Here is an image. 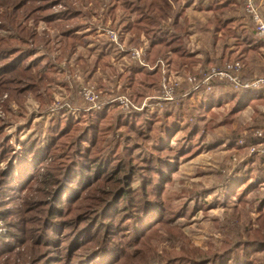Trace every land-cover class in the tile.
Here are the masks:
<instances>
[{
  "label": "trees",
  "instance_id": "1",
  "mask_svg": "<svg viewBox=\"0 0 264 264\" xmlns=\"http://www.w3.org/2000/svg\"><path fill=\"white\" fill-rule=\"evenodd\" d=\"M61 1L65 2V8L52 12L53 6ZM105 1L15 0L12 9L21 12V18L42 19L50 27H56L64 53L70 54L76 46L83 44V37L88 36L78 33L82 26L80 22L95 16L99 2ZM192 2L204 14L196 21L195 33L209 40L211 47L220 43L225 52L220 59H215L214 53L209 55L206 51L202 52L201 59H196L195 53L191 54L185 49V36L189 34L187 9ZM89 3H92V7L88 6ZM76 4L78 8H75ZM231 5L230 0H108L102 16L104 21L108 18L115 22L117 11H121L117 26L121 25L123 34L148 37L147 62L153 65L156 61H162L172 71L191 70L197 64L206 68L210 64L231 59L244 62L246 58H258V62L264 63V56L260 54L264 41L247 28L237 25ZM131 14H135V17L131 18ZM11 28L15 36L0 37V92L18 98L37 88L33 77L28 75L27 67L32 55L27 47L28 39L34 42V35L24 30L17 19H14ZM227 41L233 49L227 47ZM90 44H93L90 51L97 53L96 63L103 69L108 68L114 47L108 41ZM85 46L88 47L89 43ZM159 77L155 69L148 71L133 64L119 74L117 80H122L123 85L133 91L134 98L140 102L146 95L141 88L155 86ZM40 84H43L41 80ZM215 85L218 83L214 82L212 90L204 93L200 103L193 106V111L199 114L190 115L192 123L188 125H182L179 112L187 107L184 104L193 99V94L180 92L174 101L166 104L159 117L143 119L141 113L121 115L111 108L106 110L109 105H104L103 110L95 115L89 113L82 121L74 120L69 113L62 111L60 119L50 121L46 138L30 140L16 153L7 142L0 145V224L3 223L6 229L5 235L0 234V260L3 254L11 250V241L17 244L24 239L21 218L27 216L29 206H40L42 199H34L39 190L47 211L46 218L40 221L41 226L36 228L38 235L35 246L49 251L46 262L55 260L59 251L56 239L48 230L56 232L55 228L60 225L71 228L69 251L92 243V249L78 256V259L67 261V264H117L121 251L115 241L122 236L123 259L126 258L129 255L126 252L168 221V213L160 196L164 185L176 172L181 156L185 154V148L173 150L171 147V143L177 142L179 132L186 131L188 127V133L182 140L189 142L193 135L199 133L197 123L203 119V112L231 103L230 114L235 115L246 106L264 103V88L246 95L244 91L216 89ZM157 122L158 126L154 127ZM120 128H124L125 135L111 134ZM109 134L112 136L110 141L107 138ZM113 136H116L115 141ZM122 137L133 139L134 144L143 148L140 165L130 156L132 148L122 149ZM147 140L151 141L149 147L143 144ZM247 177L242 175L244 180ZM133 182H136L135 187ZM35 186L41 189L37 190ZM34 191L36 193L31 195ZM89 192L103 197L90 198L76 216L64 218L65 209L80 202ZM7 201L13 204L8 209L3 208V203ZM259 203L264 205V198ZM261 206L258 207L261 211L255 219V229L245 241L228 242L217 251L206 254L197 249L187 253L183 249L170 258L160 260V264H254L257 252H264V211ZM59 219H64V223H56ZM100 233V240L94 241ZM55 234L59 236L58 232ZM72 239L80 240L75 241L79 243L78 247H73L75 243L71 245Z\"/></svg>",
  "mask_w": 264,
  "mask_h": 264
},
{
  "label": "rangeland",
  "instance_id": "2",
  "mask_svg": "<svg viewBox=\"0 0 264 264\" xmlns=\"http://www.w3.org/2000/svg\"><path fill=\"white\" fill-rule=\"evenodd\" d=\"M230 1L235 11L233 16L236 18L237 25L255 33V25L245 12L244 1ZM13 3L15 0H0V37L15 36L11 28L14 19L21 21V27L34 35V42L33 39H28L27 47L32 55L27 62V67L28 75L33 77L37 86L35 90L18 98L13 95L9 97L7 92L3 94L0 92V130L2 132L0 145L7 142L13 153L18 152L22 145L30 140L46 138L45 134L50 121L60 119L62 111L69 113L74 120L82 121L89 113L95 115L103 110L101 108L104 105H109L106 110L111 108L121 115L141 113L143 119H148L152 116H161L166 104L174 101L176 95L182 92L193 94V99L187 102L188 105L184 104L187 107L179 112L182 125L191 124L190 115L199 114L193 111L195 110L193 106L203 99L205 87L199 85L197 90L192 91V86L187 80L191 78L196 82L200 81L211 69L221 70L225 65L236 61L232 59L226 62L220 61L206 68L202 64H197L191 70L174 71L164 63L157 64L158 61L153 65L149 64L145 59L148 37L142 34L139 36L123 34L121 25L117 26L122 15L121 11H117L115 22L108 18L104 21L102 13L108 5V0L101 4L99 2L95 16L80 22L82 26L78 33L88 36L83 37L84 45L76 46L72 53L67 54L64 53L56 27H50L42 19L34 21L21 18L22 13L12 9ZM253 3L264 19V0H253ZM91 4L89 3L88 6L92 7ZM65 5V2L61 1L54 5L51 11H61ZM75 8H78L77 4ZM187 15L189 16L187 18L189 34L185 36L186 51L195 53L196 59L202 58L203 51L210 53L209 55L214 53V58L220 59L221 54H225L220 43L211 47L209 40L194 33L196 21L204 15L197 9L195 2L189 5ZM130 17L134 18L135 14H131ZM179 22L181 25L184 24L182 20ZM107 32L117 34L119 37L117 45L110 42ZM191 34L197 38L191 37ZM238 36L240 37L239 32ZM97 41H108L114 47L115 52L109 57L108 68L103 69L100 64H97V53L90 51L93 48V44L90 43ZM87 42L88 47L85 46ZM226 45L229 49H233L229 41ZM134 51L143 52L139 60L132 57ZM260 54L264 56V46L261 47ZM133 64L148 71L155 69L160 76L155 86L141 88L146 95L140 102L134 98L133 91L123 85L122 80H117L118 75L127 71ZM239 64L241 66L238 77L240 85L264 79V63L258 62V58H246ZM174 83H177V87L171 94L172 100H164L162 87ZM215 87L216 89H232L227 83H218ZM82 88L90 89L98 96L100 109L95 111L90 109L92 106L84 101L81 95ZM118 98L128 101L129 112L122 109V105L118 102H114ZM231 106V103H226L203 112V119L198 120L197 123L199 128L197 135H193L189 142L182 140V137L188 133L187 127L186 131L179 132L177 142L171 143L173 150L185 148V154L181 156L176 172L171 175L170 181L161 190L160 199L166 207L168 221L126 252L129 255L124 259L123 236L119 237L115 241L117 248L121 251V258L117 264H136L135 261L139 264H160V260L170 258L183 249L187 253H191L192 249L205 254L212 253L223 244L233 243L236 240L245 241V238L251 236L255 229V219L261 211L258 209L262 205L259 203L260 199L264 198V103L254 107L246 106L235 115L230 114ZM158 124V122L155 123L154 127ZM125 132L124 128H120L111 134L125 135ZM110 137L112 136L109 134L108 141L111 140ZM115 137L113 136L114 141ZM124 139L122 137L120 141L122 149L132 148L130 156L140 165L143 148H140L139 144H134L133 139ZM143 144L149 147L151 141L147 140ZM242 175L248 176L246 180L242 178ZM135 183L133 182L134 187ZM35 187L37 190L41 189L38 186ZM33 193L36 192L30 194L33 195ZM38 193L40 190L37 191L34 199L38 201L42 199L40 206L34 208L29 206L26 210L27 216L21 218L24 239L17 244L10 242L11 250L1 256L0 264H67V261L78 259V256L92 249L91 243L69 251L71 246L68 239L72 233L69 231L71 228L60 225L57 226L58 229L55 228L59 236L51 229L48 230V233L53 234L56 239L59 251L55 260L46 262L49 251L37 249L35 246L38 235L35 233L36 228L41 226L47 211L42 195ZM93 195L89 192L80 202L65 209L67 211L64 210V218L76 216L79 210L89 203L90 198L103 197L101 194ZM9 202L3 203V208L12 207L13 204ZM261 209L264 211V205ZM64 221L59 219L56 223H64ZM5 233L6 229L2 223L0 234L5 235ZM101 236L102 233L97 234L93 240L98 241ZM75 241L80 242L79 239ZM75 241H71V245ZM77 243L73 247H78L79 243ZM93 245L96 246L95 242ZM254 259V264H264V252H257ZM140 261L143 262L140 263Z\"/></svg>",
  "mask_w": 264,
  "mask_h": 264
},
{
  "label": "built area",
  "instance_id": "3",
  "mask_svg": "<svg viewBox=\"0 0 264 264\" xmlns=\"http://www.w3.org/2000/svg\"><path fill=\"white\" fill-rule=\"evenodd\" d=\"M243 1L245 4V12L250 16L252 22L255 25L256 36L260 40L264 41V19L263 17L258 12V9L253 3V0H243ZM107 35L109 37L110 42L116 45L118 44L119 37L117 36V34L113 32H107ZM142 55H143V52L141 51L139 52L134 51L132 53V57L137 58L138 60L140 59ZM162 63H163L162 61L157 62V64H162ZM140 64L142 65V62H140ZM240 70H241V66L239 62L234 61L233 63L225 65L224 68H222L221 70L211 69L210 71H208V73L204 75L203 79L200 81L196 82L195 79H191V78H189L187 81L192 86V89H191L192 91L197 90L199 85L204 86L205 90L203 94L208 93L212 90L211 86L214 82L221 83V84L227 83L229 87L230 86L232 87L231 90L235 92L244 91L245 93H252L254 91H259L261 88H264V79L258 80L254 83H245V84L240 85V83L238 82ZM176 87H177V83L162 87L163 93H164V100H167V101L172 100L171 94L173 90H175L174 88ZM81 95L84 98V101H86L92 106L90 108L91 110L95 111L97 109H100L101 106L98 104V96L94 92H92L90 89L82 88ZM114 102H118L120 105H122L121 108L124 109L125 111L126 110H128L127 112L130 111V109H128V101L126 99L118 98Z\"/></svg>",
  "mask_w": 264,
  "mask_h": 264
},
{
  "label": "crops",
  "instance_id": "4",
  "mask_svg": "<svg viewBox=\"0 0 264 264\" xmlns=\"http://www.w3.org/2000/svg\"><path fill=\"white\" fill-rule=\"evenodd\" d=\"M194 33H195V32H194ZM190 36L193 37V38L195 37L194 34H191ZM195 38H197V37H195Z\"/></svg>",
  "mask_w": 264,
  "mask_h": 264
}]
</instances>
